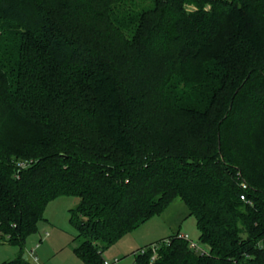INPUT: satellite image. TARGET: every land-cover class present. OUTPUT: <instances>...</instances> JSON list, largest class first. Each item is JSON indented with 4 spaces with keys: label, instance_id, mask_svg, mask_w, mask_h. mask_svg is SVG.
<instances>
[{
    "label": "trees",
    "instance_id": "16d2710c",
    "mask_svg": "<svg viewBox=\"0 0 264 264\" xmlns=\"http://www.w3.org/2000/svg\"><path fill=\"white\" fill-rule=\"evenodd\" d=\"M59 197L82 264L176 198L133 264H264V0H0L3 264Z\"/></svg>",
    "mask_w": 264,
    "mask_h": 264
},
{
    "label": "rangeland",
    "instance_id": "374dc122",
    "mask_svg": "<svg viewBox=\"0 0 264 264\" xmlns=\"http://www.w3.org/2000/svg\"><path fill=\"white\" fill-rule=\"evenodd\" d=\"M144 2L147 3V1ZM187 9L191 10L194 7L193 5H188ZM96 23L104 26V22L97 21ZM76 200L74 197H59L47 203L43 212L44 220L39 222L37 230L29 236L27 247H35L39 242H41L40 245L47 242L44 246L49 253V250L57 249L60 245H67L64 247L65 249H69L70 245L75 246L77 244V241L74 240L76 231L70 225L68 219L69 209L75 205ZM177 232L186 235L189 240L199 243L195 218L187 215L185 204L178 198L166 205L160 214L146 220L136 229L124 235L121 240L105 249L102 257L107 261H112L116 257L129 254L133 249L138 252L141 247L147 246L149 242L155 244L166 240ZM48 233H52L50 242L47 237ZM37 250H39V253ZM3 253H6V249L3 250ZM133 253L131 255H134ZM53 254H49L50 258L47 264H57V261L60 260V255L63 253L55 250ZM35 255L39 258L40 248L35 249ZM39 259L43 258L40 256Z\"/></svg>",
    "mask_w": 264,
    "mask_h": 264
},
{
    "label": "crops",
    "instance_id": "0c3cea01",
    "mask_svg": "<svg viewBox=\"0 0 264 264\" xmlns=\"http://www.w3.org/2000/svg\"><path fill=\"white\" fill-rule=\"evenodd\" d=\"M47 237H48V240L50 242V239L52 238V233H48ZM28 238L26 240V244L24 247V253L22 255V258L27 262V264H47L48 259L50 258L49 254H51V253L53 254L55 252V250H59L61 253H63L62 255H60V260L57 261V264H82L81 261L77 258V256L73 252L74 246L70 245L69 249L68 248L65 249L64 247H66L67 245L66 246L60 245L57 249H54V250L52 249V251L49 250V253H48V249L46 251L45 246H44V245H46L47 242H44L42 245H40L41 242H39L36 247L32 246V247L28 248L27 247L28 246L27 245ZM151 243H153V242H149L147 244H151ZM32 248H33V250H32V254H31L29 251ZM37 248H40V256L43 259H39L40 256H39V258L36 255L34 256V251ZM4 249H6V253H3ZM7 249H9V250H7ZM37 251L39 253V250H37ZM46 252H47V254H46ZM132 252H134V249L131 250V252L129 254L121 256V257L119 256L118 258L116 257L112 261H109V262H113L116 259L117 262L115 264H122V263L132 264L133 260H134V256L131 255ZM17 254H18V247L12 246L3 240H0V264H3L4 262H8V261L13 260L17 256ZM125 261H126V263H125Z\"/></svg>",
    "mask_w": 264,
    "mask_h": 264
},
{
    "label": "built area",
    "instance_id": "2783aa9c",
    "mask_svg": "<svg viewBox=\"0 0 264 264\" xmlns=\"http://www.w3.org/2000/svg\"><path fill=\"white\" fill-rule=\"evenodd\" d=\"M241 199H243V196H241ZM38 245V244H37ZM36 245V246H37ZM35 246V247H36ZM154 246H155V244H151V248L152 249H154ZM190 246L191 247H193V248H195L196 250H199L201 253H204V252H206V247L205 246H203V245H201V244H197L196 242H194V241H190ZM32 250H33V248L29 251L31 254H32ZM144 250V248H141L138 252H142ZM135 253H137V252H135L134 251V253L133 254H135ZM134 256V255H133ZM117 262V260L115 259L113 262H109V261H107V260H104L103 261V264H115ZM133 264V263H132Z\"/></svg>",
    "mask_w": 264,
    "mask_h": 264
}]
</instances>
